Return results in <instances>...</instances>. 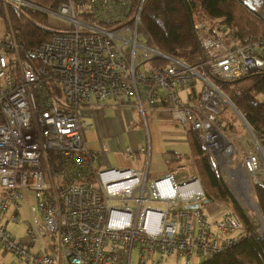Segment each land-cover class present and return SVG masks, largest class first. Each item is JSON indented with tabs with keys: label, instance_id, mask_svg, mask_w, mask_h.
Listing matches in <instances>:
<instances>
[{
	"label": "built area",
	"instance_id": "built-area-1",
	"mask_svg": "<svg viewBox=\"0 0 264 264\" xmlns=\"http://www.w3.org/2000/svg\"><path fill=\"white\" fill-rule=\"evenodd\" d=\"M0 1L5 10L44 14L52 31L25 52L8 15L0 32V253L23 264H132L133 256L136 264H191L244 237L234 210L207 217L195 175L168 171L149 179L148 120L152 111H165L187 146L186 129L194 130L236 187L247 174L257 183L262 153L246 148L231 166L225 132L232 116L239 115L258 149L257 140L213 78L264 70L263 38L239 43L229 28L209 33L196 22L202 57L189 63L148 42L140 29L144 0H63L56 7ZM106 98L136 111L143 145L109 150L101 139L97 150L86 146L89 125L80 110ZM137 153L143 156L139 168L130 163ZM51 157L58 158L55 165ZM28 191L33 226L22 239L11 235L7 222L18 221ZM43 236L50 241L41 244Z\"/></svg>",
	"mask_w": 264,
	"mask_h": 264
},
{
	"label": "trees",
	"instance_id": "trees-1",
	"mask_svg": "<svg viewBox=\"0 0 264 264\" xmlns=\"http://www.w3.org/2000/svg\"><path fill=\"white\" fill-rule=\"evenodd\" d=\"M35 1L56 7L63 0ZM7 15L23 52L37 46L51 35L46 16L38 11H21L10 7L5 10L0 1V19L5 21ZM196 22L203 23L209 33H215L220 26L229 28L239 43L258 38L264 40V0H258L255 6L247 5L244 0L143 1L140 29L148 38V42L162 52L189 63L200 61L202 57L194 30ZM213 80L243 115L264 150V70L233 79L214 77ZM245 81L249 83L243 85ZM55 92L60 95V91ZM226 114L227 112L223 114L222 119ZM228 126L231 127L232 124ZM186 139L189 152L166 153L165 162L168 169L181 175L182 173L189 174L188 176L195 175L205 194L203 202L229 203L232 210L239 214L245 227V235L238 242L191 264H264V180L253 184L263 225V229L257 231L236 202L212 156L201 147L190 126L186 129ZM55 158H50L52 165L58 160Z\"/></svg>",
	"mask_w": 264,
	"mask_h": 264
},
{
	"label": "rangeland",
	"instance_id": "rangeland-1",
	"mask_svg": "<svg viewBox=\"0 0 264 264\" xmlns=\"http://www.w3.org/2000/svg\"><path fill=\"white\" fill-rule=\"evenodd\" d=\"M250 4L252 6H255L253 0H250ZM5 21L3 19H0V32L4 31L3 25H4ZM50 21L52 22V25H55V22L53 20H50ZM248 83H249L248 81H245L243 83V85H247ZM184 92H185L184 90L179 91V95L181 97H184ZM225 112L228 113V111H225ZM226 117H227V114H226V116L224 115L223 121L224 120L226 121ZM148 122H149V120H148ZM229 124H232V126L231 127L228 126V132H225V137L227 139V142L231 143L230 146H231V149L234 153V155L232 157L231 166H234L235 164H238L242 160L243 151H244L242 145L249 146V149L251 148L255 152H259V150L250 141L248 131H247L246 127L243 125V123L241 122V119H239L238 114L232 116L231 122ZM151 126L149 124L150 132H151ZM143 131H144V129H143ZM132 136L134 139V143L137 146V137H136L135 130H132ZM158 137H159V139H164V140L169 139L167 144H169V146H171V147L165 148V149H167L168 152H178L179 151L178 153H183V152L189 151L188 146L186 144V141L181 137L180 132L174 130L172 127L170 129H166L165 126H163L162 124H159L158 125ZM235 137H238V138L240 137L242 142H238L237 138H235ZM247 139H249V141ZM239 143H241V144H239ZM167 144L163 143V146L166 147ZM225 145H226V141H225ZM159 148H161V147H159ZM259 154H260V152H259ZM212 159H213V157H212ZM213 161H214V159H213ZM153 163L154 162L152 161L151 164H149L150 165V170H149V174H148L149 179L156 178V177L162 175L163 173L170 171V169L165 168L162 159H160L158 161L157 169H155L156 165ZM214 163H215V161H214ZM215 165H217L219 172L222 175V178L224 179L225 183L229 187V189H230L233 197L235 198L236 202L242 208L243 212L246 214L248 219L257 228V231H261L262 230V218H261V214H260V210L258 207L256 197H255V194L253 191L254 182H253L252 175L247 174V176H245L244 181L241 183H238L239 186L236 187L233 183L231 176L229 174H227L226 171H224L225 166H222L221 168H219L220 167L219 164L215 163ZM227 165H228V163L226 164V166ZM225 169H227V167H225ZM182 175L188 176L189 174H186V173L183 174L182 173ZM256 175L259 178V180H261V179L264 180V163H263L262 155H261V157L259 155V165H258V169L256 170ZM33 202H34V196L30 191H28L26 199L20 201L18 221L16 223L9 222V224L7 226L8 230L13 235H15L19 238H23L25 236V229L27 228V226H33V223L31 221V214H30V206ZM221 204H222V208L217 210L216 212L211 211V205H212L211 203L202 202V204L200 206L202 207L204 212L207 214V217L209 219H218L221 217L222 213L225 210H232V207L229 203L225 202V203H221ZM48 241H50V237L43 236L40 238L39 242L41 244H45ZM0 260H1L2 264H23V263L17 262L14 259V256H12L10 254H5L3 256H0ZM63 264H66V263L64 262ZM132 264H136L135 256H133Z\"/></svg>",
	"mask_w": 264,
	"mask_h": 264
},
{
	"label": "crops",
	"instance_id": "crops-1",
	"mask_svg": "<svg viewBox=\"0 0 264 264\" xmlns=\"http://www.w3.org/2000/svg\"><path fill=\"white\" fill-rule=\"evenodd\" d=\"M80 118L86 121L89 125L85 130L84 142L90 149H99L101 139L104 140L109 150L116 148L123 149L125 146L138 148L145 143V132L143 131V128H141L140 123L137 121L138 117L136 111L130 106L125 107L115 103L112 98H106L101 103L92 102L91 105L81 108ZM149 124L150 126L152 125L150 132L152 145L149 164H151L153 161V164L156 165L155 169H157V163L160 159H162L164 166L167 169L168 167L165 162V155L168 153V151L165 148L171 146L167 144L169 139H159L158 125L162 124L166 127V129H170L173 125L169 122L165 111H152V113L149 115ZM132 130H135L136 132L137 146L134 143ZM235 138H237L238 142H242L240 137ZM247 140L249 141V139ZM163 143H166L167 146L164 147ZM242 146L243 149L249 148V146ZM130 163L132 166L137 168L141 167L143 164L142 154H135ZM211 204L212 212H216L222 208L221 203L213 202ZM8 224L9 222H7V226ZM11 235L15 236L12 233ZM24 238L25 236L22 239ZM3 255L5 254L0 253V256ZM64 262L66 263L64 259H59L58 264H63Z\"/></svg>",
	"mask_w": 264,
	"mask_h": 264
},
{
	"label": "water",
	"instance_id": "water-1",
	"mask_svg": "<svg viewBox=\"0 0 264 264\" xmlns=\"http://www.w3.org/2000/svg\"><path fill=\"white\" fill-rule=\"evenodd\" d=\"M244 2H245L247 5H250V0H244ZM253 2H254L255 4H257V3H258V0H253ZM257 146H258V150H259V152H260V153H264V150L261 148V146L259 145L258 141H257ZM196 206H197V204H191V205H189V207H196ZM262 229H263V225H262Z\"/></svg>",
	"mask_w": 264,
	"mask_h": 264
},
{
	"label": "bare ground",
	"instance_id": "bare-ground-1",
	"mask_svg": "<svg viewBox=\"0 0 264 264\" xmlns=\"http://www.w3.org/2000/svg\"><path fill=\"white\" fill-rule=\"evenodd\" d=\"M262 159H263V163H264V153H262ZM246 194V193H245ZM244 194V195H245ZM243 195V194H242ZM247 198V197H246ZM246 201V200H245Z\"/></svg>",
	"mask_w": 264,
	"mask_h": 264
}]
</instances>
